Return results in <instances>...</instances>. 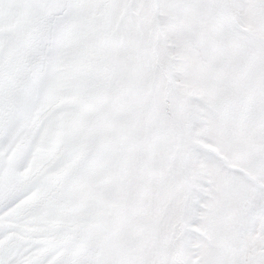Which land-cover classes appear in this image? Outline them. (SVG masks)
<instances>
[{
  "label": "snow or ice",
  "instance_id": "snow-or-ice-1",
  "mask_svg": "<svg viewBox=\"0 0 264 264\" xmlns=\"http://www.w3.org/2000/svg\"><path fill=\"white\" fill-rule=\"evenodd\" d=\"M0 264H264V0H0Z\"/></svg>",
  "mask_w": 264,
  "mask_h": 264
}]
</instances>
